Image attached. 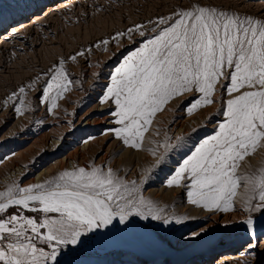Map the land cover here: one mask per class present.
Returning <instances> with one entry per match:
<instances>
[{"label": "rangeland", "instance_id": "1", "mask_svg": "<svg viewBox=\"0 0 264 264\" xmlns=\"http://www.w3.org/2000/svg\"><path fill=\"white\" fill-rule=\"evenodd\" d=\"M192 5L214 7L264 22V0H0V191H5L14 182L21 186L37 184L30 181L36 178V174L22 181L21 176L16 175V169L35 166L42 153L47 152L51 137L62 139L63 145L70 138L72 145L68 150L81 152L87 137L78 134V124L83 116L89 115L96 121L106 120L111 126L107 129L101 126L103 129L91 134L95 140L84 151V157L74 167L65 170L94 163L105 169L111 167L128 182H139L145 171L151 170L141 194L164 207L169 215L187 217L180 224L173 222L170 225L131 217L124 225L119 222L114 225L121 235L153 252H159L162 247L170 252L180 246H200L210 239L213 243L201 256L205 262L226 252L240 254L248 243L244 239L246 226L242 223L248 215L243 211V186L234 198L235 210L225 213L207 211L188 203L186 187L169 188L166 183L196 147L214 135L218 125L224 122L223 112L231 98L226 87L218 86L214 104L192 113L188 108L200 97L199 93H187L172 100L153 118L139 150L125 146L115 137L112 130L118 125L111 115L115 105L112 101L101 103L111 86L115 69L154 35L150 31L153 27L150 21L171 16ZM35 14L40 17L38 22L29 19ZM18 23L24 27L17 33H9L10 26ZM137 25L144 26L141 30L145 31V36L128 32ZM3 35L5 39H2ZM105 40L108 41L106 45ZM81 52L84 54L79 55ZM61 61H64L68 77L65 81L67 89L57 99V107L49 112L50 102L41 103L43 90L51 82L50 77ZM222 83L229 85L230 81ZM22 87L25 93H20ZM19 100L24 104L20 105ZM16 107H22V114L15 111ZM178 137L182 138L179 143ZM36 140V144L24 151ZM166 140L173 147L157 167L156 156L164 152L159 145ZM152 149L157 150L156 156ZM22 151L25 153L19 157L13 155ZM261 168H264V147L246 157L238 171L249 174ZM61 172L54 169L43 182ZM15 212L16 209H9L8 214ZM26 214L37 219L43 216L41 213ZM252 217L254 224L264 222V212L252 213ZM201 229H204L202 234L192 238V233ZM152 238L160 248L153 246ZM132 251L128 247L109 245L89 233L78 245L63 247L58 264H142ZM235 260L233 264H240L246 258ZM260 264H264V260H260Z\"/></svg>", "mask_w": 264, "mask_h": 264}, {"label": "snow or ice", "instance_id": "2", "mask_svg": "<svg viewBox=\"0 0 264 264\" xmlns=\"http://www.w3.org/2000/svg\"><path fill=\"white\" fill-rule=\"evenodd\" d=\"M150 23L154 35L115 69L111 86L101 98V103L115 105L111 115L118 127L112 131L125 146L139 150L153 118L172 100L199 93L188 108L192 113L214 104L218 86L226 87L231 98L223 112L224 122L166 183L169 188L186 187L188 203L225 213L235 210L234 198L243 186V211L248 215L242 223L255 239L252 213L264 212V168L249 174L238 170L246 157L264 147V22L192 5ZM143 27L137 25L128 32L143 37ZM67 79L61 61L43 90L41 103L50 102L49 112L67 89ZM225 80L229 85L222 83ZM19 91L25 93L23 87ZM15 111L22 114L23 110L16 107ZM159 147L164 152L158 156L156 149L151 150L157 167L173 145L166 140ZM150 174L146 170L139 182H128L111 167L93 163L65 170L43 183L21 186L14 182L0 191V264H58L63 247L78 245L83 236L114 221L124 225L131 217L164 225L182 223L187 217L169 215L141 194ZM9 209H16L15 214H8ZM26 213L43 216L37 219ZM53 213L57 215H49ZM203 231L192 233V238Z\"/></svg>", "mask_w": 264, "mask_h": 264}, {"label": "bare ground", "instance_id": "3", "mask_svg": "<svg viewBox=\"0 0 264 264\" xmlns=\"http://www.w3.org/2000/svg\"><path fill=\"white\" fill-rule=\"evenodd\" d=\"M39 18L40 17H38L35 14L32 15L29 19L38 22ZM23 27L24 26L21 23L14 24L10 26L9 33H17ZM1 37L2 39H5L4 35ZM78 125L80 128L78 134L85 135V137H87L84 139L83 149L81 150V152L75 151L74 153H72L68 150V147H71L72 145V139L69 138L68 140H66L65 145H63L64 143L62 139L51 137L49 138L48 150L46 153H42L39 162L35 166H31L30 168L17 166L18 168L16 169V175H20L21 180L26 181L34 177L32 176L33 174H36L35 175L36 178L31 179L30 181L38 184V183H42L44 181L45 176H47V174L53 171L54 169H58V170L60 169V171H65V169H69V167H74L84 157L85 155L84 151L88 148L90 143L95 140L94 137L91 138V134L93 135V133H97L98 131H100V129H103L101 128V126H103L104 129H107L109 126H111L110 124L106 123V120L101 121L99 119L98 121H96L93 118H91V116L89 115L83 116ZM38 140L34 141L24 151L30 149L34 144L38 142ZM24 151L19 153H13V155L19 157L23 153H25ZM0 182L2 183V181ZM3 182L5 183V181ZM117 222L118 221H114L113 224L108 228L103 230H97L95 232H92V234L98 236L109 245L115 247H124L125 249L128 247L129 249L133 250L132 252L139 258V260L142 261V264H233L236 261L235 259H241V257L244 256L246 258V261L242 260V263L240 264H260V260H264V222H262L261 224L259 223L254 224L255 237H256L255 239H252V236L246 227L247 236L244 239L248 240V243L245 244L244 249L240 254L234 255L229 252H226L223 253L221 256H219L217 259L211 260L210 262H205L204 260L201 259L202 252L204 251L207 252L209 246L213 243V241L210 239L202 242L203 244L200 246H193V247L180 246L179 248L168 252L166 248L164 247L160 248L161 246L158 245V242L154 238H152L154 242L153 246H155V248L156 247L160 248L159 252H153L152 250L149 251L145 250L144 246L141 247L140 245L141 243L140 244L138 242L134 243L133 242L134 240L126 239L123 234L121 235V233H119L114 226L115 224H118ZM250 243L255 244L256 247L255 248L249 247ZM165 252L167 253L165 254ZM252 253L257 254L255 258L253 257ZM164 254L165 256L162 257ZM247 258L249 259L247 260Z\"/></svg>", "mask_w": 264, "mask_h": 264}]
</instances>
